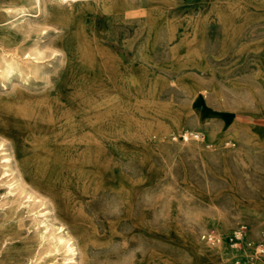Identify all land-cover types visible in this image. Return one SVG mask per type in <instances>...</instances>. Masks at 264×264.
I'll return each mask as SVG.
<instances>
[{"label":"rangeland","instance_id":"1","mask_svg":"<svg viewBox=\"0 0 264 264\" xmlns=\"http://www.w3.org/2000/svg\"><path fill=\"white\" fill-rule=\"evenodd\" d=\"M34 27L15 44L73 47L80 36L83 54L94 53L98 62L84 69L71 58L59 64L49 48L38 61L65 93L79 92L70 103L94 98L114 133L103 140L112 155L96 169L79 167V156L58 182L76 196L92 238L77 264H264V0H80L55 4ZM11 81L0 76L10 127L30 114L15 89L24 82ZM59 88H49L52 99ZM175 114L180 131L161 135ZM1 155L0 264H64L63 249L35 241L44 205L6 210L13 194ZM79 179L90 196L77 194ZM239 225L245 236L234 248L228 237ZM210 231L216 243L203 238Z\"/></svg>","mask_w":264,"mask_h":264},{"label":"bare ground","instance_id":"2","mask_svg":"<svg viewBox=\"0 0 264 264\" xmlns=\"http://www.w3.org/2000/svg\"><path fill=\"white\" fill-rule=\"evenodd\" d=\"M31 1L34 11L25 8V5ZM74 1L80 0H49L48 4L42 3V0H0V76L10 85L13 84L11 81L13 76L24 82V86L18 84L15 89L18 95L29 98L22 111L23 114L30 113L28 118H25L28 122L11 127L0 117V152L2 161L5 162L2 165L3 173L7 172L10 176L6 182L8 191L13 194L11 198H6L4 204H8L6 210H12L19 205H25L33 210L36 205H44L45 210L41 214L45 218L36 216V222L43 223L44 227L35 230V241L40 243L43 240L54 250L63 249L66 252L64 264H77L78 251L81 258H84L86 243L92 238L76 196L69 189L58 186L64 172L63 165L67 162H78L80 156L79 167L96 169L101 157L112 155L111 149L106 147L103 140L113 137L114 133L106 115L97 113L94 98L85 103H70L71 98L76 99L79 92L65 93L63 85L58 87L59 81L53 82L49 75V67H43L38 61L43 48H49L52 52L59 53V64L64 65L70 58L73 66L80 69H84L89 63L96 64L92 51L83 54L80 36H77L73 47L67 45L59 47L56 43L51 45L38 39L33 44L23 47L15 44V41L18 33L19 36L25 37L35 28V24L46 23L55 4ZM16 15L18 16L15 17ZM16 22H21V25L18 27ZM25 47L26 49H23ZM175 52L174 47L172 54ZM31 78L33 79L30 82ZM36 79L42 80V87L35 84ZM1 85L4 87L6 83L3 82ZM22 87L26 88L27 93L22 92ZM54 87L59 88V95L52 99L49 88ZM85 109L91 113L88 115ZM40 112H49L48 119L41 116ZM179 118L180 116L176 114L171 115L172 121L159 126L158 131L161 135L178 133L180 124L176 121ZM24 130L27 134L21 136L19 133ZM182 133L187 136L186 131ZM196 134L200 139V133ZM143 135L147 136V130L143 131ZM51 151L53 154L50 153ZM97 172L95 176L98 175L100 178V172ZM84 173V178H89V174ZM82 181L83 179L79 183ZM85 184L83 181L78 186L76 190L78 195L92 194L91 188L90 192V189L84 190ZM42 190L46 191L48 196L44 195Z\"/></svg>","mask_w":264,"mask_h":264},{"label":"built area","instance_id":"3","mask_svg":"<svg viewBox=\"0 0 264 264\" xmlns=\"http://www.w3.org/2000/svg\"><path fill=\"white\" fill-rule=\"evenodd\" d=\"M184 139H188L183 135L182 136ZM191 137L193 138H198L197 134H191ZM245 236V226L244 225H239L237 227H235V229L232 231V233L229 235L228 237V241L230 242V245L233 246L234 248H237L240 246V244L243 242ZM203 238L210 243H216L218 241L217 235L215 233H213L212 231L210 232H206L203 236ZM258 252H264V246L260 245L258 248Z\"/></svg>","mask_w":264,"mask_h":264},{"label":"crops","instance_id":"4","mask_svg":"<svg viewBox=\"0 0 264 264\" xmlns=\"http://www.w3.org/2000/svg\"><path fill=\"white\" fill-rule=\"evenodd\" d=\"M95 62L97 63L98 61H96V57H95Z\"/></svg>","mask_w":264,"mask_h":264}]
</instances>
